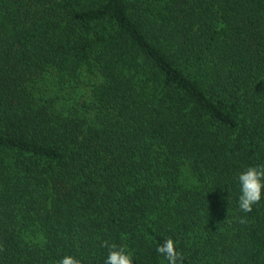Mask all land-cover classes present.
<instances>
[{
    "label": "trees",
    "instance_id": "trees-1",
    "mask_svg": "<svg viewBox=\"0 0 264 264\" xmlns=\"http://www.w3.org/2000/svg\"><path fill=\"white\" fill-rule=\"evenodd\" d=\"M262 165L264 0H0V264H264Z\"/></svg>",
    "mask_w": 264,
    "mask_h": 264
},
{
    "label": "clouds",
    "instance_id": "clouds-1",
    "mask_svg": "<svg viewBox=\"0 0 264 264\" xmlns=\"http://www.w3.org/2000/svg\"><path fill=\"white\" fill-rule=\"evenodd\" d=\"M237 179L240 187L238 207L242 212H251L252 206L261 201L264 191V165L248 167L238 175ZM240 222L245 221L241 218ZM102 246H108L107 242ZM156 250L168 264H178V261L182 264L183 258L177 252L175 242L171 238L164 240ZM58 264H80V261L72 256H65ZM105 264H133V259L124 247L118 248L117 245L112 244Z\"/></svg>",
    "mask_w": 264,
    "mask_h": 264
}]
</instances>
